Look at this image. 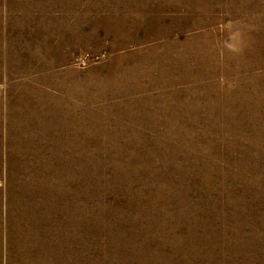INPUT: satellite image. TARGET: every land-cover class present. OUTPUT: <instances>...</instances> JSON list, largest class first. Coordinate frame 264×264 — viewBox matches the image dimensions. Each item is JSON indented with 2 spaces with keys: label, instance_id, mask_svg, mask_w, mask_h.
Returning a JSON list of instances; mask_svg holds the SVG:
<instances>
[{
  "label": "rangeland",
  "instance_id": "1",
  "mask_svg": "<svg viewBox=\"0 0 264 264\" xmlns=\"http://www.w3.org/2000/svg\"><path fill=\"white\" fill-rule=\"evenodd\" d=\"M63 262L264 264V0H0V264Z\"/></svg>",
  "mask_w": 264,
  "mask_h": 264
},
{
  "label": "bare ground",
  "instance_id": "2",
  "mask_svg": "<svg viewBox=\"0 0 264 264\" xmlns=\"http://www.w3.org/2000/svg\"><path fill=\"white\" fill-rule=\"evenodd\" d=\"M178 4V3H177ZM208 10V9H207ZM258 11V10H257ZM58 22V21H57ZM61 22V21H60ZM183 62V61H182ZM48 184V183H47ZM41 192V191H40ZM49 201V200H48ZM33 212V211H32ZM31 214V213H30ZM25 216V215H24ZM30 217V216H29ZM23 221H24V219H23ZM59 221V220H58ZM15 223V222H14ZM13 223V224H14ZM20 223V222H19ZM18 223V224H19ZM26 223H28V222H26ZM34 223V222H33ZM21 224V223H20ZM32 224V223H31ZM9 225V224H8ZM26 225V224H25ZM35 225V224H34ZM18 226V225H17ZM24 226V225H23ZM27 226V225H26ZM36 226V225H35ZM14 227V226H13ZM12 227V228H13ZM20 227V226H19ZM43 227V226H42ZM61 227V226H60ZM67 227V226H66ZM65 226H64V228H66ZM15 228V227H14ZM34 228H36V227H34ZM26 229V228H25ZM31 229V228H30ZM51 229V228H50ZM53 229V228H52ZM13 230V229H12ZM60 230V229H59ZM21 231V230H20ZM15 234V233H14ZM33 234V233H32ZM51 234V233H50ZM71 234V233H70ZM22 235V234H21ZM42 236V235H41ZM21 237V236H20ZM37 237H38V235H37ZM65 237V236H64ZM28 238V237H27ZM39 238V237H38ZM52 240H53V238H51ZM68 239V238H67ZM46 240V239H45ZM58 240V239H57ZM13 241V240H12ZM37 241V240H36ZM32 242V241H31ZM49 242V241H48ZM58 242V241H57ZM61 242V241H60ZM67 242V241H66ZM12 243V242H11ZM47 243V242H46ZM52 243V242H51ZM42 244V243H41ZM24 245V244H23ZM66 245V244H65ZM13 246V245H12ZM26 246V245H25ZM30 246V245H29ZM37 246V245H36ZM35 247V246H34ZM42 247V246H41ZM33 248V247H32ZM14 249V248H13ZM30 249V248H29ZM35 249V248H34ZM54 250V249H53ZM34 252V251H33ZM62 252V251H61ZM6 254V253H5ZM55 254V253H54ZM41 257V256H40ZM51 257V256H50ZM46 258V257H45ZM71 258V257H70ZM6 261V260H5ZM28 261V260H27ZM34 261V260H33ZM45 261V260H44ZM15 263V262H14ZM13 263V264H14ZM32 264V263H31ZM39 264V263H38ZM52 264V263H51ZM63 264H64V262H63ZM76 264V263H75Z\"/></svg>",
  "mask_w": 264,
  "mask_h": 264
}]
</instances>
